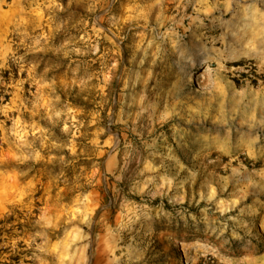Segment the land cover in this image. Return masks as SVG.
Instances as JSON below:
<instances>
[{"label":"rangeland","instance_id":"rangeland-1","mask_svg":"<svg viewBox=\"0 0 264 264\" xmlns=\"http://www.w3.org/2000/svg\"><path fill=\"white\" fill-rule=\"evenodd\" d=\"M0 262L264 264V0H0Z\"/></svg>","mask_w":264,"mask_h":264},{"label":"trees","instance_id":"trees-1","mask_svg":"<svg viewBox=\"0 0 264 264\" xmlns=\"http://www.w3.org/2000/svg\"><path fill=\"white\" fill-rule=\"evenodd\" d=\"M1 263V262H0ZM1 264H5V263H1Z\"/></svg>","mask_w":264,"mask_h":264}]
</instances>
